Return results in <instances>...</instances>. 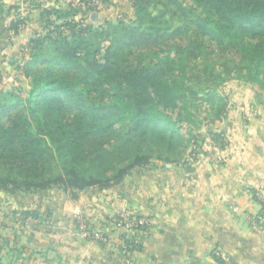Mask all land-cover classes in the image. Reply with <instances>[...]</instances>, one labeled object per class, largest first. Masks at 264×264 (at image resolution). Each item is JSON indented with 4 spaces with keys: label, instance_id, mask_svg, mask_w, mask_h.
Returning <instances> with one entry per match:
<instances>
[{
    "label": "trees",
    "instance_id": "obj_1",
    "mask_svg": "<svg viewBox=\"0 0 264 264\" xmlns=\"http://www.w3.org/2000/svg\"><path fill=\"white\" fill-rule=\"evenodd\" d=\"M191 1L134 0L138 23L111 28L104 64L78 62L91 43H60L48 55L49 38L34 39L40 50L24 67L31 89L0 94V188L82 190L118 182L151 157L168 160L185 140L169 109L187 113L202 94L214 116L223 112L217 67L264 93V0ZM204 78L213 91L199 86Z\"/></svg>",
    "mask_w": 264,
    "mask_h": 264
},
{
    "label": "rangeland",
    "instance_id": "obj_2",
    "mask_svg": "<svg viewBox=\"0 0 264 264\" xmlns=\"http://www.w3.org/2000/svg\"><path fill=\"white\" fill-rule=\"evenodd\" d=\"M179 1L192 5L191 0ZM149 11L157 9L150 6ZM137 23L134 0H0V94L26 97L31 89L24 67L40 50L39 45L33 48L34 39L49 38L43 42L48 55L60 43L73 48L91 43L77 50L78 62L86 65L94 55L104 64L112 51L111 28ZM221 70H208L222 72L225 79L214 90L224 99L219 117L202 94L186 107L187 113L167 111L185 137L168 160L151 157L118 182L82 190L61 184L36 191L0 188V264H155L148 248L155 213L150 209L161 205L165 189L182 186L184 173L204 170L207 159L220 162L226 153H239L243 142L251 146L264 139V93ZM199 86L215 87L205 78ZM92 146L89 142L87 150ZM255 226L264 234L262 219Z\"/></svg>",
    "mask_w": 264,
    "mask_h": 264
},
{
    "label": "crops",
    "instance_id": "obj_3",
    "mask_svg": "<svg viewBox=\"0 0 264 264\" xmlns=\"http://www.w3.org/2000/svg\"><path fill=\"white\" fill-rule=\"evenodd\" d=\"M254 145L207 159L204 170L184 173L182 186L165 189L150 209L155 264H221L217 254L231 264H264V234L255 226L264 212V139Z\"/></svg>",
    "mask_w": 264,
    "mask_h": 264
},
{
    "label": "built area",
    "instance_id": "obj_4",
    "mask_svg": "<svg viewBox=\"0 0 264 264\" xmlns=\"http://www.w3.org/2000/svg\"><path fill=\"white\" fill-rule=\"evenodd\" d=\"M260 219H262V221L264 222V212L262 213V216L260 217ZM219 256L221 260L224 262V264H231V261L227 256L221 255V254H219Z\"/></svg>",
    "mask_w": 264,
    "mask_h": 264
}]
</instances>
